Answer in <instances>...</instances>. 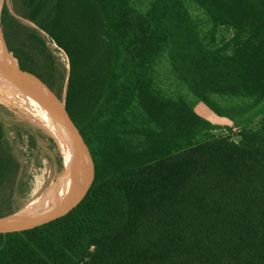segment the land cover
Masks as SVG:
<instances>
[{
  "label": "trees",
  "instance_id": "obj_1",
  "mask_svg": "<svg viewBox=\"0 0 264 264\" xmlns=\"http://www.w3.org/2000/svg\"><path fill=\"white\" fill-rule=\"evenodd\" d=\"M191 1L235 30L230 53L204 44L183 0L145 12L132 0H4L7 49L65 94L98 170L68 214L0 234V264H264V0ZM43 33L66 51L67 76ZM164 52L200 102L240 127L235 140L211 134L218 124L156 88ZM1 111L5 216L25 199L10 136L25 129Z\"/></svg>",
  "mask_w": 264,
  "mask_h": 264
},
{
  "label": "rangeland",
  "instance_id": "obj_2",
  "mask_svg": "<svg viewBox=\"0 0 264 264\" xmlns=\"http://www.w3.org/2000/svg\"><path fill=\"white\" fill-rule=\"evenodd\" d=\"M156 1L132 0V4L139 12H145ZM183 1L190 15V21L196 27L204 44L212 47L214 50L223 49L225 53H230L233 39H235L236 35L235 30L225 25H216L210 20L205 11L199 8L194 2L191 0ZM3 2L4 0H0V10ZM43 35L61 71L67 76L70 64L66 51L50 40L48 35L44 33ZM0 37L2 39V46L6 49L1 28ZM153 76L156 88L164 95L172 98H177L178 96L183 97L192 105L198 114L220 126V128L211 131V134L231 135L234 140L237 138L240 127L235 126L229 119L216 115L187 89L176 75L167 52L162 53L158 58L154 67ZM31 95L36 100V97L32 93ZM15 96L16 92L14 91V86L9 76L0 71V105L6 107L8 112L11 113L1 111V114L9 119L13 117L22 120L25 129L21 136H18L15 131L10 130L11 138H14V141L16 140L15 148L22 164L23 176L26 180L24 184L25 199L23 200L22 206L15 213L33 214L55 205L63 198L67 190V180L63 175L65 171V160L59 147V140L39 124L36 123L37 125H35V122L30 120L15 104ZM215 98L217 102L225 105L247 101L246 99L236 97ZM135 113L137 114V111ZM259 119L260 115L255 116L247 124L254 126ZM228 127H232V130H229ZM31 136H33V139L30 138ZM51 137L54 139L55 144L50 141ZM59 160L62 162L61 168L58 166ZM71 162L74 174L79 175L82 158L77 149L71 152Z\"/></svg>",
  "mask_w": 264,
  "mask_h": 264
},
{
  "label": "water",
  "instance_id": "obj_3",
  "mask_svg": "<svg viewBox=\"0 0 264 264\" xmlns=\"http://www.w3.org/2000/svg\"><path fill=\"white\" fill-rule=\"evenodd\" d=\"M4 41V40H3ZM0 71L18 80L35 97L40 110L60 130L61 149L67 180V190L60 202L33 214L13 213L0 216V234L30 230L58 219L72 211L86 196L95 176L98 165L95 153L85 140L65 103V94L28 63L18 60L9 50H0ZM77 149L82 162L80 174L75 175L72 168L71 152ZM68 157V159H67Z\"/></svg>",
  "mask_w": 264,
  "mask_h": 264
},
{
  "label": "bare ground",
  "instance_id": "obj_4",
  "mask_svg": "<svg viewBox=\"0 0 264 264\" xmlns=\"http://www.w3.org/2000/svg\"><path fill=\"white\" fill-rule=\"evenodd\" d=\"M2 39L0 37V50L2 49ZM16 92L15 104L26 114L30 120L39 124L42 128L47 130L57 140L60 139V130L51 122L48 117L40 110L36 100L31 95L30 91L23 88L17 79L9 76ZM37 123V124H36ZM68 159V157H67Z\"/></svg>",
  "mask_w": 264,
  "mask_h": 264
}]
</instances>
